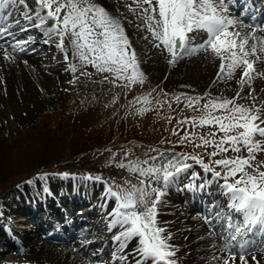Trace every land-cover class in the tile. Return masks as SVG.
<instances>
[{"label":"bare ground","instance_id":"bare-ground-1","mask_svg":"<svg viewBox=\"0 0 264 264\" xmlns=\"http://www.w3.org/2000/svg\"><path fill=\"white\" fill-rule=\"evenodd\" d=\"M261 1L230 0V4L243 11L245 15H251L257 5L261 3L256 14V16H260L262 12L264 13V2ZM95 2L121 22L130 43L133 41V36L136 37V50L134 49L136 57L138 61L142 59L140 60L141 68L150 73L151 80L161 81L166 75L168 78L174 79L173 85L179 84L189 87L190 91L191 89L204 91L206 94H213L220 98L234 99L239 93L236 103L254 110L259 108L261 119H264V58L255 63L256 73L261 75L254 74L256 78L252 81L251 86L245 84L241 89L239 81L243 69H237L231 77L227 75L226 70L224 73H220L221 60L210 51L186 55L175 63H169L171 56L163 50L162 46L155 47L158 41L153 40L147 24L142 21L143 16L134 0H95ZM25 4L27 7L17 0L16 3L0 7V30H6L3 31V37L0 38V106L11 105L16 101V104L11 105L12 109L24 107L28 110L23 114V117L19 115L17 118L19 121L27 120L29 122L28 120L36 115L35 112L46 107L48 103L44 94L33 90L34 86L38 87L40 84L43 88L42 82L47 80L53 82L56 78L62 79L66 74L70 73L71 75L73 72L70 65L65 64L67 63L65 52L57 46L58 38H49L46 35L47 29L54 22L49 20L41 27H37L39 17L34 15L37 9L36 2L25 0ZM26 15H30L31 20L26 19ZM227 15L233 17L230 9ZM240 30L245 35L252 32L251 27H243ZM255 35L264 37L261 31L256 32ZM204 39H206V33L203 31L199 34L196 32L189 34V40L194 45H200ZM17 42L20 47L14 50L13 45H16ZM251 43L250 40L249 44ZM68 45L69 41L66 39L65 47H69ZM6 51L7 58H5ZM251 59H255V57H251ZM218 73L221 77L219 79L217 78ZM8 107L10 108V106ZM17 123L19 124V122ZM198 173L199 175L192 172L191 176L189 175L190 177L188 176L185 180L189 182L188 185H193L194 188L186 187L188 185L183 184L182 177L186 174V170L179 173L172 182L164 185L165 194L157 206L158 224L160 227L166 228V236L169 234L171 236L169 243L175 250L173 257L175 264L189 263L184 256L186 252L184 250L190 243L198 248V253H203L202 258H210V264H219L218 258H223L226 255L221 248H224L226 243L228 248L235 250L233 243L231 245L228 243L227 224L219 228L217 235L203 230L208 224L217 228L216 224L235 213H230L227 207L229 200L222 194L220 187L222 183L210 177L212 175ZM31 181V184L23 183L0 198V238L2 237L4 242L9 245L12 252L18 253L17 263L137 264L139 261L140 264H150L136 252L137 243L135 240L127 243L123 249L114 240V236L120 231L119 228L112 230L108 228V213L111 212L114 202H106V191L97 182L89 180V185V181L82 179L81 183L87 182L86 186L80 183L73 186L67 184L66 179L56 181L48 176H39ZM49 186L52 189L49 190ZM53 186L58 188H56L60 193L58 196L51 193L55 189ZM155 186L160 187V184H155ZM212 186L215 188H211ZM211 189L214 190L211 191ZM61 190L65 193L62 194ZM49 193L54 194L55 200L53 199L52 202ZM213 195L209 210L199 215L192 213L198 208L197 206L207 209L206 203ZM178 200L186 201L188 208L180 211V207L176 203ZM214 211L217 214L211 216V212ZM207 212L213 218V225L207 218ZM91 213L92 215L89 217ZM12 215L14 217H10ZM5 216L8 219L3 222ZM20 216L23 218H19ZM88 220L89 223L82 226V223ZM22 221L28 223L29 230H31L24 231L26 232L24 235L18 228L20 227L18 223ZM40 230L45 236L43 241L38 239ZM220 236L226 237V241H223ZM262 238L264 241V231H255L249 233L247 239L242 240L250 251L246 257L247 264H264V242L260 243ZM96 245L100 247V250L97 249L98 254L92 257L94 260L92 261L88 254ZM260 251H263L261 252L263 254L259 253ZM100 254H103L101 262L98 259ZM253 255H255V260H253ZM106 258H109V261ZM238 262L240 260L236 258L235 264ZM230 264H232L231 261Z\"/></svg>","mask_w":264,"mask_h":264},{"label":"snow or ice","instance_id":"snow-or-ice-1","mask_svg":"<svg viewBox=\"0 0 264 264\" xmlns=\"http://www.w3.org/2000/svg\"><path fill=\"white\" fill-rule=\"evenodd\" d=\"M16 2L17 0H0V7ZM18 2L27 7L25 0ZM134 3L140 9L153 40L158 41L155 47L162 46L171 56L169 63H175L186 55L210 51L221 60L220 73L226 70L231 77L237 69H243L239 81L241 89L245 84L251 86L256 78L254 74L261 75L256 73L255 63L264 58V37L256 36L255 33L264 30V27L247 25L244 21L227 15L229 5L226 0H134ZM36 4L34 15L39 17L36 26L41 27L49 20L54 22L47 29L46 35L58 38L57 46L65 52L66 61L69 59V49L65 48V41L70 36V50L81 62V66L91 65L97 73H109L114 81L123 82L125 87L144 82L135 50L123 25L95 0H36ZM31 18L26 15V19ZM243 27H251L252 32L243 34L240 30ZM3 31L6 30H0V35ZM200 31L206 33V39L197 46L190 42L189 34ZM17 47H20L19 42L13 45V49ZM7 55L6 51L5 58ZM71 71L75 73L77 67L72 65ZM220 73L218 79L221 78ZM239 95L237 93L234 99H209L202 107L199 105L203 97H185V106L195 108L200 114L178 122L192 128L207 126L215 129L205 135L185 131L180 141L194 143L197 148H213L209 153L210 158L222 156L229 151L241 153L243 149L247 150L246 157L222 156L211 160V164L224 169L223 174L214 171L210 164H204L197 155L181 153L167 160L161 167L155 162L164 156L162 152L143 161L137 159L127 163L124 160H127L129 153H125L124 159L116 166L141 177L140 183L129 186L108 185L105 194L106 202H114L108 213V228L120 229L114 240L121 249L135 240L136 252L144 261L150 264H175V250L169 243L171 236H166V228L158 224L157 206L165 194L163 186L189 168L186 161L191 159L201 165L205 172H211L214 177L223 181L220 185L222 194L228 197L227 207L230 213H235L226 218L228 243H233L235 250L228 248L226 243V255L218 258L219 264H230V261L235 264L237 255L240 264H247L246 257L250 251L241 241L249 233L264 231V171L253 164L255 154L264 150V146L255 139L257 136L264 137V119H261L259 108L254 110L237 104ZM175 99L180 102L181 97ZM136 100L144 104L151 102L148 97H137ZM135 103L136 101L133 102ZM148 110L143 108L138 109V112ZM214 112L221 114L215 115ZM220 133L222 135H218ZM173 134L178 135L176 130H173ZM114 159L115 154L112 157L113 161ZM87 179L101 182L99 177L89 176ZM26 183L31 184L32 181ZM155 184H160V187H155ZM186 187L194 188L193 185Z\"/></svg>","mask_w":264,"mask_h":264},{"label":"rangeland","instance_id":"rangeland-1","mask_svg":"<svg viewBox=\"0 0 264 264\" xmlns=\"http://www.w3.org/2000/svg\"><path fill=\"white\" fill-rule=\"evenodd\" d=\"M34 1L36 2V0ZM142 21H144L143 18ZM261 32L264 34V30ZM199 33L202 31L196 32V34ZM67 39L69 47L65 48L70 49L71 37L69 36ZM132 40L134 41H131L132 48L136 50L137 39L133 36ZM68 53L70 60L68 59L65 64L70 67L75 65L77 73L66 74L62 78L64 81L56 78L53 82H48V80L47 83L42 82L43 88L40 84L38 87L34 86L33 90L44 94L48 103L46 107L36 111V115H33L28 120L29 122L27 120L19 121L17 118L19 115L23 117V114L28 110L24 107L12 109L11 105L16 104V101L11 105L0 106V198L8 191L27 181L35 180L39 176H48L56 181L66 179L67 184L73 186L78 183L86 186L87 182L84 181L82 184V179L89 181L87 179L89 176L99 177L101 182L97 183L104 191L108 185L113 184L139 185L141 177L116 166L124 159L125 153H129L127 160H124L127 163L137 159L143 161L151 156H158L162 152L164 156L155 162L161 167L167 163V160L181 153L197 155L204 164H210L214 171L221 174L224 169L211 164V160L220 159L222 156L227 158L236 155L247 156V150L243 149L241 153L229 151L222 156L210 158L209 153L214 150L213 148H197L194 143L180 142L185 131L205 135L209 131L215 130L207 126L192 128L190 125L178 123L200 114L195 108L185 106L187 104L185 97H203L204 99L200 101L199 105L202 107L207 100L216 98L215 95L194 89L190 91L189 87L179 84L173 85L174 79L168 78L166 75L161 81L151 80L150 73L141 68L140 60L142 59L139 60V70L144 75V82L125 87L123 82L114 81L109 73H97L91 65L81 66V62L79 63L70 50ZM81 73L90 75H81ZM182 94L184 95L182 96ZM137 97H148L151 102L144 104L142 101H137ZM176 97H181L180 102L176 101ZM134 101H136L135 104H133ZM143 108L149 110L138 112V109ZM214 114L220 115L221 113L214 112ZM173 130H176L178 135H174ZM218 135H222V133ZM255 139L264 146V137L257 136ZM152 149L157 151H151ZM113 154H115L114 161L112 160ZM255 155L256 159L253 164L258 165L259 170L264 171V150ZM186 163L190 167L186 169L182 180L191 176L192 172L198 175V172L212 175L211 172H205L203 167L194 160L189 159ZM65 174L67 175L65 176ZM210 177L223 183L213 175ZM92 180L96 182L95 179ZM53 188L57 192V187L53 186ZM50 189H52L51 186H49ZM103 190L102 193H104ZM61 192L65 193L62 190ZM176 203H178L180 211L188 208L186 201L178 200ZM208 204L207 210L211 207L210 201ZM192 213L196 215L195 212ZM7 219V216L3 217V222ZM225 222L226 220L220 222L219 228L224 227ZM88 223L89 220L84 221L82 226ZM18 224L19 230L21 229L26 234L24 231L29 230L26 229V227H30L29 224L25 221ZM219 228L208 224L203 230L217 235ZM21 237L23 236L21 235ZM220 237L226 241V237ZM247 237L245 238L247 239ZM44 238L45 236L39 240L43 241ZM0 241H2L0 242V264H16L19 258L18 253L12 252L2 237ZM260 241L263 243V238ZM231 244L229 243V245ZM5 248L7 250H3ZM97 248L100 249V247H96V249L92 247V250H97ZM221 248L224 252V248ZM184 251H186L184 256L189 261L188 264L211 263L210 258L201 257L203 253H198V248L192 243L187 245ZM236 264H240V262Z\"/></svg>","mask_w":264,"mask_h":264},{"label":"water","instance_id":"water-1","mask_svg":"<svg viewBox=\"0 0 264 264\" xmlns=\"http://www.w3.org/2000/svg\"><path fill=\"white\" fill-rule=\"evenodd\" d=\"M20 264H24V263H20Z\"/></svg>","mask_w":264,"mask_h":264}]
</instances>
